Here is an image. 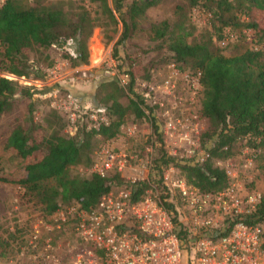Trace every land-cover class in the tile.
<instances>
[{
	"label": "trees",
	"instance_id": "16d2710c",
	"mask_svg": "<svg viewBox=\"0 0 264 264\" xmlns=\"http://www.w3.org/2000/svg\"><path fill=\"white\" fill-rule=\"evenodd\" d=\"M93 1L96 6L91 16L84 6L73 7L71 3L65 8L51 0H1L0 71L15 77L42 79L43 68L52 62L45 52L50 46L66 41H71L74 49L66 54L71 65L85 63V41L91 27L97 25L108 31L112 25L113 30L116 24L113 12L121 23L112 48V57L117 59L118 45L131 35L136 19L163 0H110L111 7L106 0ZM174 4L173 17L150 24L147 39L153 43L151 50L158 55L156 61L162 67L173 63L181 71L199 72L201 90L196 113L204 119V128L197 136V143L207 154L206 158L197 162L193 157L165 152L160 114L149 99L134 91L130 71L127 85L130 96L112 79L98 84L97 89L102 91L99 104L108 120L88 129L78 125L72 134L65 130L66 119L54 108H48L40 119H35L31 87L0 76V115L15 111L3 147L12 150L21 162L33 152L39 154L22 164V176L0 175L1 182L16 184L22 189L19 197L27 195L24 201H33L50 214L59 207L57 198L67 205L77 203L88 208L102 194L126 189L131 199L137 200L151 182L159 187L160 176L168 166L176 168L201 193H216L228 185V177L225 166L214 162L233 157L244 146L252 150L254 162L264 170V0H179ZM193 7H201L209 14V29L197 31L190 22L189 11ZM226 32H233L234 37L221 45L220 41L228 36ZM111 36L112 32L106 33V40ZM142 69L143 81L155 80L151 68ZM125 118L146 119L150 124L154 154L147 179L130 181L115 169L103 177L95 172L85 178L69 176L72 165L80 161L91 165L89 155L99 143L116 136ZM159 192L162 200L165 194L160 189ZM162 203L174 211L172 203ZM172 219L178 238L185 243L186 229L176 215ZM240 219L248 224L264 221V193L251 215L224 217L222 225L207 235L211 238L224 235ZM71 223L67 222L72 230ZM30 236L27 235V240ZM31 241L26 250L34 255L40 253L36 260H42L46 248L39 249L43 243L38 238Z\"/></svg>",
	"mask_w": 264,
	"mask_h": 264
},
{
	"label": "rangeland",
	"instance_id": "374dc122",
	"mask_svg": "<svg viewBox=\"0 0 264 264\" xmlns=\"http://www.w3.org/2000/svg\"><path fill=\"white\" fill-rule=\"evenodd\" d=\"M51 1H56L65 8L69 3L73 7L84 6L85 9L90 10L91 16H93L96 6V2L93 0ZM178 1L163 0L148 8L143 16H139L131 35L118 45L117 59L112 57V48L121 31V23L112 11L116 19L113 30L112 25L107 28L108 31L105 27L97 25L91 27L85 41L87 52L85 63L71 65L66 54L73 53L72 43L54 44L45 52L52 62L48 67H42L44 71L42 79L15 77L3 71H0V76L15 79L18 85L31 87L35 119H40L48 108H54L66 119L65 130L69 134H72L78 125H82L86 129L95 127L99 122L109 118L98 100L99 94H102V91L97 89L100 81L112 79L124 94L130 96L127 89L129 71L134 79L133 89L135 92L140 90V86L135 85V82L144 80L142 78L143 67L151 68L152 77L155 80H160L166 73V66L170 63L162 67L156 61L158 55L153 49L151 50L153 43L147 39L146 32L150 24L165 18L171 19L174 3ZM106 2L111 7L110 0H106ZM189 18L197 31L210 27L209 14L201 7L191 8ZM110 32H112V36L107 41L105 35ZM248 32L252 33L251 30ZM229 34L231 35L223 38V42L234 37L233 32H226V35ZM224 51L227 53V49ZM124 54L128 58H125ZM154 62H156L155 67L153 66ZM107 69H112L113 74L106 72ZM181 92L184 93V90ZM178 106L181 109L175 112L176 115H196L200 121L201 130L204 128V119L196 113L198 101L189 105V101L185 100V96H183ZM180 111L182 112L180 113ZM14 112L0 115V175L9 178L22 176V164L32 161L36 155H39L33 152L21 162L12 150L3 147L9 125L15 117ZM149 134L148 120L130 121L125 118L115 137L97 145V148L89 155V162L91 161L92 164L96 159L100 146L110 148L116 153L122 152L125 155L127 165L119 171L122 178L143 179L148 176V167L154 154ZM39 136L38 132L35 133L36 138ZM163 148L166 150L164 143ZM178 154L184 156L182 152ZM249 159L251 160L250 165L247 164ZM214 164L235 169V182L240 187L241 194L258 192L261 196L264 193V170L256 165L252 150L246 146L242 147L233 157L216 161ZM91 172V165L88 166L82 161L72 165L68 170L69 176L78 178L88 177ZM21 193L22 189L16 184L0 181V264H35L36 259L40 258V253L36 252L34 255L26 250L28 241L32 242L33 238H38L39 242L43 243L40 245V250L42 248L47 250L45 253L48 257L44 261L45 264H68L82 247V241L72 232L67 222H60L59 213L61 209L64 210L67 204L61 203L57 198L59 207L54 212L47 214L42 211L39 204L33 203V201H24L28 197L27 195H24L26 198L19 197ZM27 235H31L28 240ZM34 257L35 259L32 261L31 258ZM261 262L264 264V250H262Z\"/></svg>",
	"mask_w": 264,
	"mask_h": 264
},
{
	"label": "built area",
	"instance_id": "2783aa9c",
	"mask_svg": "<svg viewBox=\"0 0 264 264\" xmlns=\"http://www.w3.org/2000/svg\"><path fill=\"white\" fill-rule=\"evenodd\" d=\"M166 68L160 80L135 82L140 86L138 93L160 114L165 152H182L202 162L207 154L198 148L200 121L193 114H175L181 109L178 103L183 96L189 105L198 101L199 72H181L172 63ZM106 72L113 74L112 69ZM126 165L122 152L100 146L91 170L103 177L107 171L119 172ZM224 170L228 185L213 194L201 193L168 166L160 176L159 187L151 182L137 200L131 199L128 190L119 189L102 194L92 207L66 205L59 213L60 222L72 221V230L82 241L68 264H262L264 221L248 224L240 219L224 235H207L222 225L224 217L251 215L260 200L258 192L240 193L234 168ZM159 189L165 194L162 200ZM163 201L172 203L174 211H169ZM175 215L187 231L185 243L176 234ZM44 254L35 264H45L48 255Z\"/></svg>",
	"mask_w": 264,
	"mask_h": 264
}]
</instances>
